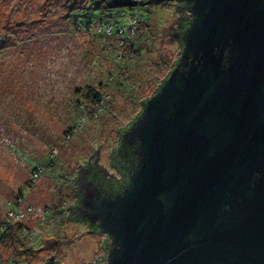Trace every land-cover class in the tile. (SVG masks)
I'll return each instance as SVG.
<instances>
[{
  "label": "water",
  "instance_id": "obj_1",
  "mask_svg": "<svg viewBox=\"0 0 264 264\" xmlns=\"http://www.w3.org/2000/svg\"><path fill=\"white\" fill-rule=\"evenodd\" d=\"M176 1L180 54L120 134L127 181L80 167L71 213L109 237L103 264H264V0Z\"/></svg>",
  "mask_w": 264,
  "mask_h": 264
},
{
  "label": "rangeland",
  "instance_id": "obj_2",
  "mask_svg": "<svg viewBox=\"0 0 264 264\" xmlns=\"http://www.w3.org/2000/svg\"><path fill=\"white\" fill-rule=\"evenodd\" d=\"M71 2L0 0V222L6 201L18 192L38 210L19 222L31 234L15 232L9 242L0 241V264H42L50 256L61 264H92L102 256L105 235L69 216L77 171L84 162L98 161L110 173L109 154L120 129L138 115L141 99L153 94L180 54L173 33L187 11L161 3L100 4L87 30L68 18ZM137 7L142 19L135 20V34L100 29L114 20L126 28ZM132 44L133 52L127 50ZM87 86L104 99L96 117L95 105L84 97ZM81 115L83 123L71 135ZM36 166L44 170L31 182ZM43 210L51 215L40 224ZM23 246L34 251L23 256Z\"/></svg>",
  "mask_w": 264,
  "mask_h": 264
},
{
  "label": "trees",
  "instance_id": "obj_3",
  "mask_svg": "<svg viewBox=\"0 0 264 264\" xmlns=\"http://www.w3.org/2000/svg\"><path fill=\"white\" fill-rule=\"evenodd\" d=\"M70 1H73V2H71V4L70 5H68V9H69V11L71 12L70 13V15L68 16V18L69 17H71L73 20V24L75 25V26H83V27H85V28H87V27H89L90 29L92 28V25L94 24L93 23V21L91 20V18L90 17H92V10H94V9H100V4L102 5H105V6H107V7H110V6H108L107 4H105V2H103L102 0H70ZM99 6V7H98ZM89 14V15H88ZM67 17V16H66ZM95 18H97V17H95ZM83 19V20H82ZM101 19H103V17H99V18H97L96 20H101ZM190 20V18L188 19V21ZM188 21L186 22V25H187V23H188ZM117 23V22H116ZM118 24V23H117ZM120 25V24H119ZM77 29H78V27H77ZM115 27H113L112 29H111V32H110V34L109 35H114V33H115ZM181 43V42H180ZM128 51H131V52H133V44L131 45V47H128V49H127ZM181 50V49H180ZM136 52V51H135ZM122 59V58H121ZM123 59H126L125 57H123ZM120 60V59H119ZM177 59H175L174 61H173V64H174V62L176 61ZM120 62V61H119ZM173 64H172V67H173ZM172 67L169 69V71H168V73H167V75L159 82V84L157 85V87L154 89V92H155V90L158 88V87H160L162 84H163V82L165 81V79L167 78V76H168V74H169V72H170V70L172 69ZM124 69V68H123ZM123 69H119L120 70V75H121V78L123 77ZM122 70V71H121ZM153 92V93H154ZM151 96V95H150ZM150 96H148V97H146V98H143V99H141V107H142V105L145 103V101L150 97ZM84 97H85V100H87L90 104H93V105H95V104H97V103H99V102H101L102 103V109H103V106H104V99H102L101 98V95H99V92L98 91H96L95 89H94V87H92V86H87L86 87V92H85V94H84ZM93 110H94V107L92 108ZM140 112H141V109H140V111H139V113H138V115H136L135 116V118H137L138 116H139V114H140ZM91 113H92V111H91ZM133 121H131L125 128H122V129H120V132H123V131H125L130 125H131V123H132ZM54 158H55V156H51L50 154H49V156H48V159H47V162L45 163V167H47L49 170H51L52 168H53V166H54ZM102 170H104V169H101V171ZM103 172V171H102ZM105 172V174H104V176H105V178H106V180H105V182L102 180V179H100L101 177H99V178H97V179H95V181L98 183V186L100 187V189L102 190V191H105L106 190V188H107V186L108 185H112V180H113V178L111 177V176H113V175H111V173L109 174V172H107L106 170L104 171ZM88 178H92V177H88ZM93 179V178H92ZM93 181H94V179H93ZM127 181V180H126ZM75 183H76V178H75ZM105 183H108V185L107 184H105ZM74 192L76 193V187H75V190H74ZM17 196H20V197H22V195L20 194V192H18L17 194H16V196H15V198L17 197ZM78 201V200H77ZM77 201L74 203V205L77 203ZM73 205V206H74ZM72 205L70 206V208H69V216H70V218H72L73 217V215H72V213H71V209H72V207H73ZM52 221H54V220H52ZM2 222H0V224H1ZM54 223H55V221H54ZM95 230H96V228H94ZM20 233L21 235H23V236H25V235H27V234H29V230H27V229H25V228H23V226H21V224H19L18 222H15V223H13V224H9V226H8V228H7V231L3 234V236H2V239H1V242L2 243H4V242H9L11 239H13L14 238V233ZM16 235V234H15ZM106 243V242H105ZM104 243V244H105ZM106 245V244H105ZM22 249H21V254L23 255V256H28V255H30L31 254V252L32 251H34V248H31V247H28V248H26L25 246H23V247H21ZM25 259H26V257H25ZM14 263V262H13ZM15 263H17V262H15ZM42 264H60V262L59 261H56L55 259H53L52 257H48L47 259H45L44 260V262L42 263Z\"/></svg>",
  "mask_w": 264,
  "mask_h": 264
},
{
  "label": "built area",
  "instance_id": "obj_4",
  "mask_svg": "<svg viewBox=\"0 0 264 264\" xmlns=\"http://www.w3.org/2000/svg\"><path fill=\"white\" fill-rule=\"evenodd\" d=\"M138 19H142V16L139 14V8H136V13L133 14L132 18L127 22L126 24V28L124 27H120L119 24L116 23V21L114 20L113 23H102L100 25V29L105 28L107 33L110 34L111 29L113 27H115V32L116 34H118V36H122L124 33H132L130 35H133V33L135 34V31L137 28H134V24H135V20ZM130 23V24H129ZM82 28V27H81ZM87 30H90L89 27L86 28ZM130 37V36H128ZM116 51V50H115ZM122 57H126V54L122 53ZM120 58V57H119ZM102 110V103L99 102L97 104H95L94 106V110L92 111L91 115L96 117L97 113L100 112ZM80 118L77 119V121L73 124V126H71L70 128V133L71 135L74 134L79 128L80 125H82V123H80L81 121H83L84 117L81 115L79 116ZM81 119V120H80ZM55 150H52L50 155L54 156ZM47 168V167H46ZM42 170H44V168H42V166H36L34 168V170L31 172V182H34V179L38 176V173ZM30 185V184H29ZM33 206H29L24 202V198L17 196L14 199H9L6 201L5 203V210H4V220H2V223L0 224V241L2 239L3 234L5 233V231L7 230L9 224H13L15 222H20L23 218L28 217V215L31 214V216L34 214H37V211ZM40 212V211H39ZM40 217H39V221L40 224H44V222L49 221V217H50V212L47 210H43L40 212ZM51 223H53L54 221L50 220ZM32 232L29 231V234H31ZM106 251H104V253L102 254V256L100 258H97L92 264H103L106 262Z\"/></svg>",
  "mask_w": 264,
  "mask_h": 264
},
{
  "label": "flooded vegetation",
  "instance_id": "obj_5",
  "mask_svg": "<svg viewBox=\"0 0 264 264\" xmlns=\"http://www.w3.org/2000/svg\"><path fill=\"white\" fill-rule=\"evenodd\" d=\"M161 4H169V5L172 4L178 10V12H180V13H182L183 11H184V13H186V11H187L186 8L183 6V3L177 2L176 0H168L165 3H161ZM187 13H188V11H187ZM189 18H190V16H189V13H188L187 15H185V14L183 16L181 15L180 18H178V20H177V25L175 26V31L173 33V37L178 42H181L180 36H181V33H182L183 29L186 27V22L188 21ZM135 119L136 118L132 119L131 121H134ZM128 124H126V126ZM126 126H124L123 128H125ZM121 133L122 132L119 133L116 146L112 149V151L109 154V161H108L109 163H108V165H109V167H110V169L112 171V172L110 171V173H111V175H113V176H111L113 178V180L111 182L112 185H108V183H105V184L108 185L107 187L111 186L113 192L118 191L120 189L121 185L126 182L127 174L125 172V166L130 164V162L132 161V159H130V158L125 160L124 159L125 157H122V158L120 157L119 158V156L116 155V149L120 146V143H121V138H120V134ZM124 149H126L128 151V153H131V151H132V148H130L128 146H126ZM83 166L87 167V171H86L87 179H89L88 177L90 176V177H92L94 179V182L97 183L95 181V179L101 177L100 179H102V180L104 179L103 181L105 182V180H106V178L104 176L105 168L104 167L103 168L99 167L98 161L97 162H91V161L84 162L83 164L80 165V167H83ZM80 167H79V169H80ZM101 169H104V170H102L103 172L101 171ZM77 200H78V195H77V193H75V199H74V202H73L72 206L74 205V203ZM71 219L72 220H76V221H80V222L82 221V220H78L74 216ZM82 222H84V221H82ZM87 227L89 228L90 231L96 232L94 227H89L88 225H87ZM96 233H98V232H96ZM98 234H100V233H98ZM103 234L106 237V245H107V243L109 242L110 239L105 233H103ZM105 246H104V251H106Z\"/></svg>",
  "mask_w": 264,
  "mask_h": 264
}]
</instances>
